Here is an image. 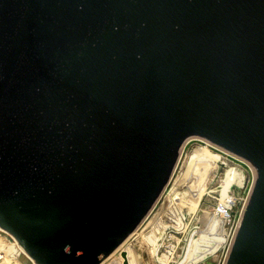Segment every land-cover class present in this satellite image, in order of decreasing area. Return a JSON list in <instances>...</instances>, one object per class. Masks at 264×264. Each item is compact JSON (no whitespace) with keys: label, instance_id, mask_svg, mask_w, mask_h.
<instances>
[{"label":"water","instance_id":"obj_1","mask_svg":"<svg viewBox=\"0 0 264 264\" xmlns=\"http://www.w3.org/2000/svg\"><path fill=\"white\" fill-rule=\"evenodd\" d=\"M191 139L253 167L225 264H264V0H0V229L34 264H102Z\"/></svg>","mask_w":264,"mask_h":264},{"label":"rangeland","instance_id":"obj_2","mask_svg":"<svg viewBox=\"0 0 264 264\" xmlns=\"http://www.w3.org/2000/svg\"><path fill=\"white\" fill-rule=\"evenodd\" d=\"M206 143L198 139H191L186 143L173 175L172 183L176 181V184L164 201L166 205L164 211L167 210V207H170L168 211L171 219L167 223V217L165 216L162 224L156 223L152 226L153 230L144 233L149 247L144 245L145 248L143 246V252L140 256L134 250L131 252V259L134 264H225L228 256V238L240 220V214L249 196L253 177L251 172L246 169L243 174L239 172V176L236 177L230 187L226 186L228 173V167L226 166L215 181L206 186L211 177V170H209L211 167L204 160L202 152L196 151L194 153L193 151L197 150V148L206 147L208 145ZM236 171L238 172V170ZM184 190L190 193L187 198V201L191 203L190 206L183 203L182 198H184V195L182 191ZM205 191L206 193L204 194ZM229 191L235 197V206L232 210L234 213L232 221L228 223L227 221L213 218L212 212L214 206L221 199L223 192ZM175 195L178 196L176 197ZM232 199H229V201ZM194 230L199 231V235L202 234V239L196 240L197 237H194L196 242H190L189 245L192 243V246H195V251L189 252L187 256L182 251V242ZM212 234H214L213 239L215 242L213 246H209L211 244L210 241H212V238L209 237H212ZM169 238L174 241L175 245H177V242H181L174 256H171L168 252V246L172 243ZM202 243H205V246ZM210 254L212 256L204 259L205 256Z\"/></svg>","mask_w":264,"mask_h":264},{"label":"built area","instance_id":"obj_3","mask_svg":"<svg viewBox=\"0 0 264 264\" xmlns=\"http://www.w3.org/2000/svg\"><path fill=\"white\" fill-rule=\"evenodd\" d=\"M206 147L210 151L214 152L215 154H218L220 157H223L225 160V161H223V163L220 164L221 168L219 166V174L221 173L220 172L221 169H225L226 166L229 169L230 167L228 165H231L232 167L234 166L233 168L235 170H238V173L240 172L241 174H243L245 172V170L248 169L251 172V175L253 177V180H252V183L250 186L252 188L253 183L255 181V172L253 170V167L249 163H247L246 161H244V160H242V159H240V158H238L232 154H229V153H227V152H225L219 148L217 149L216 147H214L210 144L207 145ZM193 151H194V153L196 152V150H193ZM173 178H174V176H173ZM173 178H172L171 182L168 184V186L165 189V191L163 192V194L161 195V197L159 198V200L157 201V203L155 204V206L153 207V209L149 212L147 217L142 221L140 226L127 238V240L123 243V245L120 246L121 248L119 247L102 264H125L126 260L128 261V264H131L130 252H133V250H134V252L140 256L141 253L143 252V246L146 245L147 247H149L148 243H147L148 241L145 239L144 233L146 231L153 230V228H152L153 224L156 223L158 218H160L161 213H163L164 209L166 208L164 201L167 199L169 194L172 192V189H173L174 185L176 184V181L172 183ZM251 188H250V191H251ZM231 194H232V192L230 191V194L227 195V197L222 195L221 199L214 206V209L212 212L213 218L220 219L221 221L224 220V221H227L228 223L232 221L233 214H234L232 212V210H233V207L235 206V197H234V195H231ZM232 198H233L234 202L229 201V199H232ZM247 201H248V198L246 200V204H247ZM246 204H245V206H246ZM245 206L243 207V209L241 211L240 220H239L236 228L233 230L230 237L228 238V254H229L230 247L233 243L234 237L236 235L237 229L239 227ZM166 217H167V215H166ZM198 232H197V230H194L192 233H190L188 235L189 237L184 242H182L183 243L182 251L184 252L185 255L187 254L188 246L190 243V237L192 236V240H195L194 237H197L196 240H198L200 237L197 234ZM213 236H214V234H212V241H210L211 244L209 246H213V244L215 242V240L213 239ZM169 240L172 241V243L168 246L169 247L168 252L172 256H174V254L177 253V248L179 247V245H181V242H177V245H175L173 243L174 242L173 240H171L170 238H169ZM4 245H6L7 247L5 248ZM197 245H199V244H197ZM202 245L205 246V243H202ZM184 247H185V249H184ZM144 248H145V246H144ZM124 252L126 253V259L123 256ZM213 255H215V254H213ZM210 256H212V254L205 256L204 259H206L207 257H210ZM139 261H140V259H139ZM27 263L34 264V262L29 258V256L20 247V244L17 242V240L14 237H12L10 234H8L5 231L0 229V264H27Z\"/></svg>","mask_w":264,"mask_h":264},{"label":"bare ground","instance_id":"obj_4","mask_svg":"<svg viewBox=\"0 0 264 264\" xmlns=\"http://www.w3.org/2000/svg\"><path fill=\"white\" fill-rule=\"evenodd\" d=\"M208 144V143H206ZM209 145V144H208ZM196 151H199V152H202V156H204V160L210 165L211 170L210 173H211V177L207 183L206 186H209L211 182L215 181V179L218 177L219 175V166L221 163H223L224 158L223 157H220L218 154H215L214 152L210 151L207 147H202V148H198ZM226 163V162H225ZM230 168L228 169V173H227V182L225 183L226 186H231L232 182H234L236 180V177L239 176L240 173H238L231 165H228ZM209 189V188H208ZM207 189V191H208ZM178 193V191H177ZM176 193V194H177ZM183 195H184V198H182L183 200V203H185L186 205L190 206V202L187 201V198L190 196V193L187 191V190H184L182 191ZM206 193V191L204 192V194ZM203 194V196H204ZM230 194V191L229 192H223V196L227 197V195ZM176 197L178 195H175ZM181 198V197H180ZM233 201V199L231 200V202ZM168 205V204H167ZM168 206H172L171 204H169ZM168 208L170 207H167V210H165V212L161 213L160 215V218H158V220L156 221V223H163L164 222V217L167 215V223L170 221L171 217H170V214H169V211H168ZM191 221V219H190ZM154 223V224H156ZM166 223V225H167ZM153 224V225H154ZM2 230V229H1ZM199 235V232L197 233ZM202 239V234L199 235ZM209 238H212V237H209ZM192 237H190V242H193L195 243L196 240H192ZM123 245V244H122ZM152 245V244H151ZM5 248L7 247L6 245H4ZM153 246V245H152ZM151 246V247H152ZM172 246V245H171ZM170 246V247H171ZM121 248V247H120ZM197 248V247H196ZM195 246L193 247L192 246V243L189 245V248H188V252H187V256L189 254V252L191 253L192 251H195ZM167 255V254H166ZM165 256V255H164ZM172 256V255H171ZM169 258V257H168ZM130 260H131V264H134L133 263V260L131 259V252H130ZM135 262V260H134ZM136 264V263H135Z\"/></svg>","mask_w":264,"mask_h":264}]
</instances>
